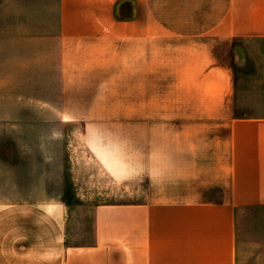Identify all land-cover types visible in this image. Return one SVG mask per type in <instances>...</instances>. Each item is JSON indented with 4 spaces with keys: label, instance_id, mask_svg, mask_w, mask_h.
Returning a JSON list of instances; mask_svg holds the SVG:
<instances>
[{
    "label": "crops",
    "instance_id": "obj_1",
    "mask_svg": "<svg viewBox=\"0 0 264 264\" xmlns=\"http://www.w3.org/2000/svg\"><path fill=\"white\" fill-rule=\"evenodd\" d=\"M256 39L264 0H0V101L33 105L35 40L42 55L49 42V67H38L51 73L46 101L62 117L67 101L106 110L99 102L121 87L122 116L139 119L138 181L148 183L136 202L96 205L94 237L82 243L69 237L64 191L35 195L17 158L0 159V264H264ZM147 117L163 124L146 127ZM61 179L64 188V161Z\"/></svg>",
    "mask_w": 264,
    "mask_h": 264
},
{
    "label": "rangeland",
    "instance_id": "obj_2",
    "mask_svg": "<svg viewBox=\"0 0 264 264\" xmlns=\"http://www.w3.org/2000/svg\"><path fill=\"white\" fill-rule=\"evenodd\" d=\"M249 44L264 47V39L252 40ZM40 45L35 40L33 105L29 99L18 101L19 96L11 101H0V159L17 158L23 189L34 190L35 195L42 190L57 193L59 189L60 194L64 191L72 220L69 237L76 242L88 243L94 237L93 212L96 205L132 203L147 193V181H138L139 119L122 116L128 103L123 100L125 95L121 93V87H115L113 100L99 102L106 110H89V106L97 102L67 101L66 116L62 117L57 101H46L55 97L50 84L51 73L48 69L42 75L38 67L43 62V66L49 67L51 55L48 54L49 42L44 50L47 54L40 53ZM119 73L115 70V77ZM25 89L23 85L17 94L25 95ZM101 98L107 96L102 95ZM89 113L102 116H89ZM78 114L85 116H73ZM141 121L146 127L163 124V119L152 117ZM52 159L55 163L58 159L60 161L58 186L52 180L50 183L49 179L53 175L49 165ZM26 161L30 164L33 161V166L29 164L27 167ZM63 161L64 188L61 179Z\"/></svg>",
    "mask_w": 264,
    "mask_h": 264
}]
</instances>
